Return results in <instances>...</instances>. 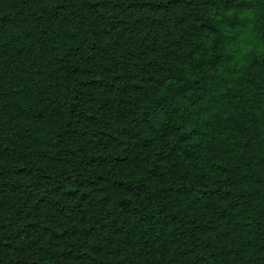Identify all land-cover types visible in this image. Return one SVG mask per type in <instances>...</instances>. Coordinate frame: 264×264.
I'll return each mask as SVG.
<instances>
[{
	"label": "trees",
	"instance_id": "obj_1",
	"mask_svg": "<svg viewBox=\"0 0 264 264\" xmlns=\"http://www.w3.org/2000/svg\"><path fill=\"white\" fill-rule=\"evenodd\" d=\"M0 264H264V0H0Z\"/></svg>",
	"mask_w": 264,
	"mask_h": 264
}]
</instances>
